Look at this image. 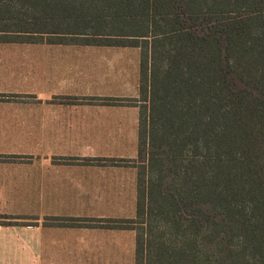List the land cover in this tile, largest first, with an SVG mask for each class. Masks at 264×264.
I'll return each instance as SVG.
<instances>
[{
    "label": "trees",
    "instance_id": "trees-1",
    "mask_svg": "<svg viewBox=\"0 0 264 264\" xmlns=\"http://www.w3.org/2000/svg\"><path fill=\"white\" fill-rule=\"evenodd\" d=\"M1 34L139 49L136 264H264V0H0Z\"/></svg>",
    "mask_w": 264,
    "mask_h": 264
},
{
    "label": "crops",
    "instance_id": "crops-1",
    "mask_svg": "<svg viewBox=\"0 0 264 264\" xmlns=\"http://www.w3.org/2000/svg\"><path fill=\"white\" fill-rule=\"evenodd\" d=\"M73 37L0 35V264H136L140 51Z\"/></svg>",
    "mask_w": 264,
    "mask_h": 264
},
{
    "label": "rangeland",
    "instance_id": "rangeland-1",
    "mask_svg": "<svg viewBox=\"0 0 264 264\" xmlns=\"http://www.w3.org/2000/svg\"><path fill=\"white\" fill-rule=\"evenodd\" d=\"M44 35V34H43ZM136 160H137V158H136ZM137 162V161H136Z\"/></svg>",
    "mask_w": 264,
    "mask_h": 264
}]
</instances>
